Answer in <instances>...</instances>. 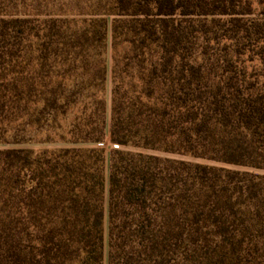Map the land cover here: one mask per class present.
<instances>
[{"label": "trees", "instance_id": "trees-1", "mask_svg": "<svg viewBox=\"0 0 264 264\" xmlns=\"http://www.w3.org/2000/svg\"><path fill=\"white\" fill-rule=\"evenodd\" d=\"M62 1L0 12V264H264V0Z\"/></svg>", "mask_w": 264, "mask_h": 264}, {"label": "rangeland", "instance_id": "rangeland-1", "mask_svg": "<svg viewBox=\"0 0 264 264\" xmlns=\"http://www.w3.org/2000/svg\"><path fill=\"white\" fill-rule=\"evenodd\" d=\"M80 2H84L87 0H79ZM50 3V4H49ZM63 3L62 0H0V12H8V13H14L16 11H24L29 10V8H32V11H38V12H57V11H64L66 13H69L70 8H61L59 5ZM83 12H85L86 10L81 8ZM73 12H75V10L73 9ZM110 58H109V64H110ZM110 80L108 83V108H110ZM108 119H109V114H108ZM105 147L106 149V170H107V176H108V166H109V158H110V153L111 150L114 148L112 147V145L109 143V141L107 140L106 143H104L103 145H98ZM44 146H38V145H34L32 146V148L38 149ZM45 148H52V146H46ZM201 163H206L203 161H199ZM107 221V220H106ZM105 263H106V259H107V249L105 250Z\"/></svg>", "mask_w": 264, "mask_h": 264}]
</instances>
